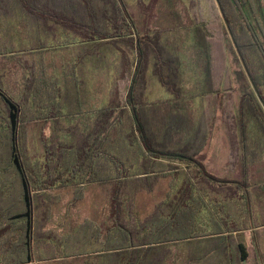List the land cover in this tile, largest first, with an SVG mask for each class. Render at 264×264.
Masks as SVG:
<instances>
[{"label":"trees","instance_id":"1","mask_svg":"<svg viewBox=\"0 0 264 264\" xmlns=\"http://www.w3.org/2000/svg\"><path fill=\"white\" fill-rule=\"evenodd\" d=\"M84 1L92 19L90 30L75 37L83 43L75 65L62 68L52 83L26 68L20 98L0 84V264L58 256H83L81 264H243L250 252L236 235L245 229L253 232L258 264H264L257 238L264 220L251 217L249 182L250 167L264 158V0ZM161 5L182 6L188 23L153 25ZM131 8L151 24L138 29ZM99 14L107 17V29L100 28ZM184 33L196 44L204 72L188 84L172 67L179 60L165 61L163 46L186 42ZM84 52L89 60L82 64ZM147 63L169 95L165 102L148 98ZM164 64L169 75L163 74ZM117 75L113 100L94 109L100 82L110 89ZM219 118L239 180L213 176L198 159ZM37 121L50 128L42 159L32 158L26 145L27 125ZM168 177L166 198L140 220L136 196ZM94 184L112 188L108 226L97 235L62 239L43 230L59 202L51 191L74 188L77 201ZM211 189L229 191L232 198L212 199ZM239 192L243 201L233 198ZM246 216L252 222L241 225Z\"/></svg>","mask_w":264,"mask_h":264},{"label":"crops","instance_id":"2","mask_svg":"<svg viewBox=\"0 0 264 264\" xmlns=\"http://www.w3.org/2000/svg\"><path fill=\"white\" fill-rule=\"evenodd\" d=\"M85 3L84 0H0V84L7 94L13 98H20L23 95L26 91L24 84L29 77L28 68H36V74L39 80L52 83L54 80L60 79L59 76L61 75L62 68H69L76 64L77 54L83 51V48H80L83 43H76L75 37L83 31L90 30L87 29V26L90 24V19H92V15L89 12L91 9L90 7H85ZM133 10L134 8L130 10L132 17ZM164 13L170 17V22L164 26L155 23L153 25L171 27L188 23L186 13L182 6H169L165 9ZM98 18L102 20L103 24L100 28L107 29V17L99 14ZM77 21L79 22L78 26H76ZM81 25H84V27ZM137 28L139 29L138 26ZM145 28L143 27V29ZM168 35L171 39V35ZM183 35L186 37V42H164L163 46L166 48L164 58L165 61L171 59L177 62L179 60V63L172 65V67L179 69L176 75L180 76L182 81L188 84L187 82L194 83L197 81V77L199 75L203 76L204 72L202 63L199 61L200 64H198V48L192 42L191 35L186 33ZM85 53L83 54L82 64L89 60H87L88 54ZM12 68L19 70V80L14 78V70L12 71ZM168 68L165 64L163 65L164 75L171 73L168 71ZM144 74L147 80H149V85H152L147 90L149 100L151 99V102H153V98H155L158 102H165L169 98V95L165 92L163 85L159 83L160 81L158 82L156 78L154 79L153 66L150 63H147ZM102 85L106 87L104 90L106 91L107 85L105 80L100 82L99 86ZM191 88L195 89L194 85L190 84V90H192ZM46 92L47 90L45 89L43 94ZM101 106L102 103L98 107H94V109H98ZM72 121L76 122V118L72 119ZM37 122L44 123L45 121ZM45 125L50 129L47 122ZM57 206L58 203L52 206L53 211ZM64 207L65 211L88 210L90 213L84 215V219L76 226L68 225L69 230L65 225L58 227L56 232L44 227V231H50L60 239L75 235H97L99 227L103 229V227L108 226V222H111L113 216L111 212V215H107L105 218L103 213H100V210L106 211L105 209H107L108 205L88 206L84 209H80L78 206L71 204ZM110 207L112 211V204ZM155 208L148 216L152 215ZM134 209L135 214L139 217V214L136 212V209H138L137 205H135ZM52 216L49 224L51 221L53 223L55 222ZM70 217L77 218L78 215L74 213L71 215L69 213L61 215L62 221L67 220V223L71 221ZM83 227H87L86 230H83ZM102 232L104 231L100 230L99 233ZM2 236L6 237V233L2 234ZM100 239L102 241L105 238L101 236ZM82 258L84 257L76 256L63 259L61 256H58L57 259L46 262L64 261L70 262V264H81L82 262L80 260ZM35 264L39 263L37 262Z\"/></svg>","mask_w":264,"mask_h":264},{"label":"rangeland","instance_id":"3","mask_svg":"<svg viewBox=\"0 0 264 264\" xmlns=\"http://www.w3.org/2000/svg\"><path fill=\"white\" fill-rule=\"evenodd\" d=\"M29 5H31L29 3ZM165 9H162V5L160 6V9L158 11V21L154 22L157 25H167L170 22V17L165 15ZM134 20L139 27V29H143L147 25L148 22H150V17L147 18L146 15H144L138 8H135L132 12ZM153 22V20H152ZM151 24V22H150ZM135 38V37H134ZM14 70V71H13ZM13 76L16 80L20 79V72L16 68H12ZM13 78V79H14ZM118 80V75L116 79H114L112 86L110 89L105 90V86H98L95 92V98H94V105L93 107H98L100 103L103 104L104 100L112 101L115 96V87H116V81ZM103 87V88H102ZM104 94L106 95L104 97ZM153 102H158L153 98ZM90 118V115L89 117ZM46 122H31L27 125L26 128V145L29 150V153L32 158H38L42 159L44 158V143L43 139L50 134V129H48L45 125ZM49 124V123H48ZM205 132V131H204ZM203 132V133H204ZM209 138L207 141V145L204 147V149L201 151V153L198 156V159L202 161L205 164V167L207 171L212 174L213 176L217 178H224L227 180H239L241 178L240 168H231L229 164V143L227 139V135L225 133V130L223 129L222 123L220 118L217 119V121L214 124L213 130H209ZM201 139H199L200 141ZM198 141V142H199ZM171 177L163 178L159 180V182L156 184L153 191H143L139 193L136 196L135 199V205H137L136 212L139 214L140 220H144L149 214H151L152 210L155 208V206L159 203H161L167 196L169 192V186L171 184ZM249 182L251 184L252 188V197H253V215H251L252 219H255V223L258 222V220H264V158H262L259 162H256L253 164L249 169ZM211 198H229L232 193L226 190L222 189H211ZM112 188L108 185H101V184H94L86 187L84 197L81 200H74V188H66L62 190H54L51 191L53 195H60L59 196V202L56 209L51 211V216L54 218L55 222L49 224L50 220H48V223L46 224V229H51L53 231H57L58 227H62L63 225L66 226H76L79 224L83 219L84 215H87L90 213L88 210H77V211H65L64 206H68L69 204L78 206L80 209H84L88 206H95V205H108L106 211L100 210V213H103V215L110 216L111 215V207L110 202L112 199ZM219 194V195H218ZM235 200L243 201L242 194L239 192V195L233 197ZM57 204V203H56ZM103 208V207H102ZM236 208V207H235ZM62 209V210H61ZM97 212V211H94ZM69 213L71 214H77L78 217H70V220L67 223V220L64 222L62 221L61 215ZM93 213V212H92ZM104 218V219H105ZM234 218V215L233 217ZM51 219V218H50ZM250 217L246 216L243 220L240 221V224L242 225V221H244L245 225H249L252 220H249ZM53 220V219H52ZM234 221V220H232ZM64 224H63V223ZM61 223V224H60ZM64 226V227H65ZM57 227V228H56ZM56 230H55V229ZM257 238L258 242L261 243L258 244V249L260 252L262 250L264 251V228H259V231H257ZM252 231L245 229V231H241L237 237L242 236L243 239H245L250 256L247 261H245L243 264H258L259 263V257L255 253V245L252 244ZM176 251V250H175ZM189 252L185 255H188ZM264 254V253H262ZM177 252H173V256H177ZM188 257V256H187ZM170 261V260H169ZM173 264V261L170 262ZM39 264H70V262H64V261H57V262H46V263H39Z\"/></svg>","mask_w":264,"mask_h":264}]
</instances>
